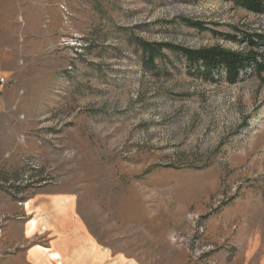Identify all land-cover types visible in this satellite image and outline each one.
I'll use <instances>...</instances> for the list:
<instances>
[{
    "label": "rangeland",
    "instance_id": "374dc122",
    "mask_svg": "<svg viewBox=\"0 0 264 264\" xmlns=\"http://www.w3.org/2000/svg\"><path fill=\"white\" fill-rule=\"evenodd\" d=\"M145 45L263 70L230 84L166 48L149 69ZM0 78V264L47 248L59 200L73 234L136 264H264V15L225 0H0ZM28 204L47 233L28 234Z\"/></svg>",
    "mask_w": 264,
    "mask_h": 264
},
{
    "label": "crops",
    "instance_id": "0c3cea01",
    "mask_svg": "<svg viewBox=\"0 0 264 264\" xmlns=\"http://www.w3.org/2000/svg\"><path fill=\"white\" fill-rule=\"evenodd\" d=\"M3 85L0 84V90ZM65 201L59 200L57 203L60 208H63L61 213L65 215L63 221H60L58 225L59 234H55L47 248H30L24 254L18 255V258L24 259V264H136L127 260L122 253H116L113 250L101 247L85 233L73 234L71 226L75 219L68 217L71 212L70 203L66 205L64 204ZM25 210H31V212L33 210V214L36 216L30 218L29 221L37 220L39 232L42 230L43 233H47L50 220L44 214L45 209L39 206L33 208L28 204ZM30 223L28 226H30ZM38 228L35 232L38 231Z\"/></svg>",
    "mask_w": 264,
    "mask_h": 264
},
{
    "label": "trees",
    "instance_id": "16d2710c",
    "mask_svg": "<svg viewBox=\"0 0 264 264\" xmlns=\"http://www.w3.org/2000/svg\"><path fill=\"white\" fill-rule=\"evenodd\" d=\"M233 2L237 6L257 15H264V0H225ZM251 46L256 44L252 37H248ZM143 60L149 69L156 68V60L162 54L164 48L170 49L174 53H181L186 58L189 67L193 70L200 71L203 68V73L200 74L205 78H211L212 74H225L227 82L235 84L240 78L241 72L252 62H255L258 70H263L261 65L256 61V57L245 56L233 52L223 51L219 48L190 50L173 47L171 45L143 46ZM193 74V73H191Z\"/></svg>",
    "mask_w": 264,
    "mask_h": 264
},
{
    "label": "bare ground",
    "instance_id": "6f19581e",
    "mask_svg": "<svg viewBox=\"0 0 264 264\" xmlns=\"http://www.w3.org/2000/svg\"><path fill=\"white\" fill-rule=\"evenodd\" d=\"M37 228H38V221L37 220L36 221L34 220L32 223H30V227L28 229V234L29 235H33L35 233V231L37 230ZM0 239H1V231H0Z\"/></svg>",
    "mask_w": 264,
    "mask_h": 264
},
{
    "label": "built area",
    "instance_id": "2783aa9c",
    "mask_svg": "<svg viewBox=\"0 0 264 264\" xmlns=\"http://www.w3.org/2000/svg\"><path fill=\"white\" fill-rule=\"evenodd\" d=\"M0 84H5V79H0Z\"/></svg>",
    "mask_w": 264,
    "mask_h": 264
}]
</instances>
